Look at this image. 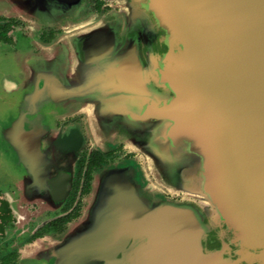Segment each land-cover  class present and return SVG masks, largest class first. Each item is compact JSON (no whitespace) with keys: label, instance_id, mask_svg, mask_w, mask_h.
<instances>
[{"label":"water","instance_id":"obj_1","mask_svg":"<svg viewBox=\"0 0 264 264\" xmlns=\"http://www.w3.org/2000/svg\"><path fill=\"white\" fill-rule=\"evenodd\" d=\"M86 1L0 0L63 29L0 77V179L55 209L86 135L137 156L18 264H264V0Z\"/></svg>","mask_w":264,"mask_h":264},{"label":"flooded vegetation","instance_id":"obj_2","mask_svg":"<svg viewBox=\"0 0 264 264\" xmlns=\"http://www.w3.org/2000/svg\"><path fill=\"white\" fill-rule=\"evenodd\" d=\"M115 5L116 2L112 0H87L86 11L111 13L116 8ZM62 32L63 29L58 26L0 13V46H8L16 52L20 50L21 43L26 42L29 48L40 53V45L55 42ZM77 122H82L86 128L84 116L81 115L62 119L59 126ZM136 156L123 141L102 149L95 147L86 135L84 147L74 164L70 192L62 205L55 209L22 201L18 197L20 189L15 184L0 179V264H18L24 251L33 243L49 236L61 238L69 225L82 215L96 174L109 165L134 159ZM174 198L184 201L183 196ZM215 232L207 240L209 249L220 247L219 242H211V239L216 238Z\"/></svg>","mask_w":264,"mask_h":264},{"label":"rangeland","instance_id":"obj_3","mask_svg":"<svg viewBox=\"0 0 264 264\" xmlns=\"http://www.w3.org/2000/svg\"><path fill=\"white\" fill-rule=\"evenodd\" d=\"M3 4H4V2H0V7L4 8L5 6H3ZM90 12L86 11V13H90ZM17 16H21V15H17ZM58 22H60V21H58ZM21 44H22L21 48L18 52H21V50L27 48L30 51H33V53H35V54H41L42 53V50L40 53H36L32 48H29L27 46L28 43H26V42H22ZM0 47H2V48H0V77L2 76V74L4 73L5 70H9L10 72L16 73L17 70L19 69V66H20L19 55L16 54V51H14V49H12L8 46L2 45ZM40 48H42L41 45H40ZM4 97L7 98V96L0 89V103L3 101ZM26 264H33V263L28 262Z\"/></svg>","mask_w":264,"mask_h":264}]
</instances>
